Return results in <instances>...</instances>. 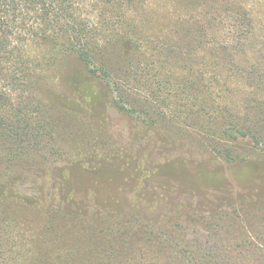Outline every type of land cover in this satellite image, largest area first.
<instances>
[{
  "label": "trees",
  "instance_id": "trees-1",
  "mask_svg": "<svg viewBox=\"0 0 264 264\" xmlns=\"http://www.w3.org/2000/svg\"><path fill=\"white\" fill-rule=\"evenodd\" d=\"M169 3L178 12L159 24L149 0H0V264H153L147 253L164 251L161 264H213L121 213L74 211L69 168L56 175L58 111L78 114L67 95L86 89L231 162L248 160L234 155L241 141L264 152V0ZM56 74L65 88L49 85Z\"/></svg>",
  "mask_w": 264,
  "mask_h": 264
},
{
  "label": "rangeland",
  "instance_id": "rangeland-1",
  "mask_svg": "<svg viewBox=\"0 0 264 264\" xmlns=\"http://www.w3.org/2000/svg\"><path fill=\"white\" fill-rule=\"evenodd\" d=\"M149 1L145 16L159 24L177 11L169 0ZM48 83L56 90L66 87L60 74ZM102 91L67 95L78 114L58 111L56 117L59 152L67 157L56 175L61 180L69 168L77 190L74 211L121 213L130 225L153 226V234L189 242L213 264H264V152L241 141L233 145L234 155L248 160L231 162L202 137L182 135L184 127L172 134L144 126ZM30 184L40 186L41 180L31 176ZM40 211L28 214V225L36 230L44 219ZM173 255L151 252L145 260L161 264Z\"/></svg>",
  "mask_w": 264,
  "mask_h": 264
}]
</instances>
